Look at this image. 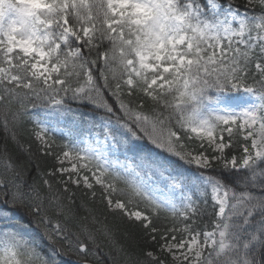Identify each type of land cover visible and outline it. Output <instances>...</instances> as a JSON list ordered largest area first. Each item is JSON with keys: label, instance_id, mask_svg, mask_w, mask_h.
<instances>
[{"label": "snow or ice", "instance_id": "obj_1", "mask_svg": "<svg viewBox=\"0 0 264 264\" xmlns=\"http://www.w3.org/2000/svg\"><path fill=\"white\" fill-rule=\"evenodd\" d=\"M101 241L264 264V0H0V264Z\"/></svg>", "mask_w": 264, "mask_h": 264}, {"label": "trees", "instance_id": "obj_2", "mask_svg": "<svg viewBox=\"0 0 264 264\" xmlns=\"http://www.w3.org/2000/svg\"><path fill=\"white\" fill-rule=\"evenodd\" d=\"M238 2L242 4L244 2V0H238ZM244 11H247L249 14H251V10L250 9L242 8L241 12H244ZM34 114L37 116L38 119H43L44 118L43 114L41 112H39V111H36ZM141 143L143 144V142H141ZM143 146L147 147V148H151L152 147L150 144H144ZM14 155H15V153H14ZM173 159H175V158H173ZM175 166H176V168L178 170L182 171L186 176L194 177L196 175L195 169L194 168H190L189 166L185 165L183 162L176 161ZM32 227L34 228V226H32ZM117 238L120 239L119 235H118ZM41 246L44 249L45 253H47L50 256L54 255L53 252H52V248L51 247L47 246L46 244H42ZM108 251H109V249L104 247V241H101V249L99 250V255H100V259L101 260H105L104 264H110V262L108 261V258L106 256V253ZM66 257H67V259H66ZM68 258H72V257L69 256V255H65V254L56 256L55 257L56 264H71L70 261L68 260Z\"/></svg>", "mask_w": 264, "mask_h": 264}, {"label": "rangeland", "instance_id": "obj_3", "mask_svg": "<svg viewBox=\"0 0 264 264\" xmlns=\"http://www.w3.org/2000/svg\"><path fill=\"white\" fill-rule=\"evenodd\" d=\"M240 103H243V101L239 97L229 102V104H232V105H236V104H240Z\"/></svg>", "mask_w": 264, "mask_h": 264}]
</instances>
